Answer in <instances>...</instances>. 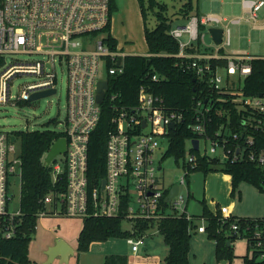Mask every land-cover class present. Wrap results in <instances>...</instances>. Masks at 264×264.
Listing matches in <instances>:
<instances>
[{
    "label": "built area",
    "instance_id": "built-area-1",
    "mask_svg": "<svg viewBox=\"0 0 264 264\" xmlns=\"http://www.w3.org/2000/svg\"><path fill=\"white\" fill-rule=\"evenodd\" d=\"M242 6L248 10L253 28L264 29V22L261 26L256 25L264 0H242ZM110 11V0H0V104L30 100L36 91L55 89L56 93L57 63L63 64L67 71V110L64 127L60 130L65 133L67 148L46 163L51 169L54 188L43 198L45 207L38 216H106L155 221L169 214L185 213L192 219L193 214L187 211L189 193L185 197L180 190V184L187 182L186 174L199 164L198 155L191 151L194 147L192 138L187 141L184 174L176 182L179 191L169 202L165 197L173 183L169 188L161 183L157 171L162 166H157L155 158L165 139L168 149L169 132L184 122L185 111L166 106L163 98L145 84L140 85L135 105L120 103L119 93L109 89L110 77L124 72V57L128 54L118 44L112 48L108 40L109 32L105 28L111 20ZM245 18L242 15L226 19L211 13L193 16L185 27H173L171 34L180 45L176 55L188 60L187 70H192L210 91L233 95L231 100L225 101L249 111L240 132L231 131L228 116V122L211 133V111L220 97L215 98L210 92L212 94L205 100L198 99L193 106V121L188 127L198 135L193 138L199 139L200 154L219 157L221 161L247 159L264 169V141L257 144L253 134L264 130V93L246 95L242 85L252 73V61L264 59V55L226 50L232 40L229 24H239ZM225 20L228 22L224 23ZM200 24L221 26L222 42H214L213 49L189 53L186 48L205 39ZM185 36L187 40L182 39ZM21 53L41 54L42 57H16ZM222 69L224 73H221ZM23 74L33 75L35 79L26 82L15 94L11 90L14 79ZM152 78L158 80L160 77L155 73ZM101 79H106L108 86L100 103L97 94ZM105 100L113 111L106 141V174L99 183L91 185L89 144ZM171 122L175 123L174 128L169 126ZM12 136L14 134L0 129V230L6 238L16 235L23 215L21 205L11 206L14 187L10 178L16 175L21 178V166L17 169L20 160L17 156L9 157L16 139L12 140ZM232 139L235 141L231 142ZM261 188L264 191V181ZM220 209L225 214L221 206ZM261 220L264 221V216ZM232 226L238 231L236 223ZM255 226L251 236L253 246L263 248L264 229H260L259 224ZM197 231L206 232L204 217ZM131 232L127 241L132 251L137 252L149 233L139 235L133 228Z\"/></svg>",
    "mask_w": 264,
    "mask_h": 264
},
{
    "label": "trees",
    "instance_id": "trees-1",
    "mask_svg": "<svg viewBox=\"0 0 264 264\" xmlns=\"http://www.w3.org/2000/svg\"><path fill=\"white\" fill-rule=\"evenodd\" d=\"M141 13L144 20V31L148 45L149 55L127 54L124 57L125 70L123 73L111 76L109 89L119 93V102L124 105H135L138 103V92L141 84L164 100L169 108L182 109L185 111L184 122L177 125L169 132L170 144L165 155L174 154L177 158L184 157L187 141L195 136L188 127L193 121V106L197 100L206 99L211 95L220 99L216 107L212 109V121L209 131L213 133L222 128V124L228 122L232 132H240L244 128L243 121L248 119L249 111L238 108L231 100L232 94L210 91L201 82L192 70H187L186 58L177 56L180 50L179 41L171 34L174 19L167 15V4L158 0H139ZM183 17L189 19L194 9L193 0H186L183 4ZM158 7V9H156ZM111 18L117 10L116 0H110ZM154 17V19H153ZM154 20V23H151ZM204 25L200 24V29ZM105 30L109 32L108 40L112 48H116L118 40L111 33V20ZM187 51H193L191 47ZM159 75L158 80L152 78L153 74ZM243 90L246 95H257L264 93V59L258 58L252 61V73L243 82ZM212 92V93H210ZM225 102V104H224ZM101 117L98 125L91 134L89 144V182L91 185L99 183L106 174V141L108 128L111 124L113 111L105 102L102 104ZM65 133L60 130L44 129L32 131H16L15 138L19 139L20 147L17 154L21 166V196L22 222L18 227L16 235L11 238L3 236L0 230V264H32L29 255L32 234L35 232L38 213L45 205L43 198L53 188V179L50 166L45 162V155L53 142ZM257 144L264 141V130L253 132ZM232 139L231 142H234ZM192 152L198 155L199 164L192 170H200L206 175L210 171H223L232 175V190L235 194L243 181L254 184L260 191L261 182L264 181V169L250 160L232 161L227 159L221 161L219 157L209 158L202 156L198 149L193 147ZM191 170V171H192ZM187 180L189 174H186ZM190 196V193H189ZM202 212L193 218H187L186 214H169L159 220L136 219L130 221L122 217L88 216L83 218V225L78 235L77 250L87 251L95 241H107L112 237L128 238L133 233H149L157 228L163 235L164 242L169 246V252L161 264H189L190 240L197 231V220L203 216L206 220L207 236L216 241V256L218 262L228 258L224 254L227 240L236 232L233 223L238 225V237L247 236L248 245L252 248L251 255H245L243 264H264L263 248L254 247L251 237L256 230V224L264 229L262 217L251 218L242 216L225 217L221 213L220 205L217 209H211L206 198L201 199ZM165 206L166 202L162 200ZM128 225V227L125 225ZM249 228V230H246ZM236 238H232V242ZM104 264H129V257L124 253H110L104 257Z\"/></svg>",
    "mask_w": 264,
    "mask_h": 264
},
{
    "label": "rangeland",
    "instance_id": "rangeland-1",
    "mask_svg": "<svg viewBox=\"0 0 264 264\" xmlns=\"http://www.w3.org/2000/svg\"><path fill=\"white\" fill-rule=\"evenodd\" d=\"M167 4V15L173 19H186L183 17V4L186 0H158ZM238 12L241 11L242 0H233ZM118 9L113 13L111 27L113 34L117 37L118 46L127 53H143L148 51V45L144 31V20L141 13L139 0H117ZM194 9L200 4V12L207 14L217 9L211 4L219 3L220 0H193ZM158 9V7H156ZM178 17V18H177ZM154 19V17H153ZM190 19V18H189ZM177 20L174 25H177ZM259 22H264V7L259 11ZM154 23V20H151ZM232 32V42L229 48H246L252 54L264 55V29L252 27V23L242 21L239 24H229ZM211 36L207 33V39ZM186 40V37L182 38ZM8 59L11 55H7ZM16 57L37 59L41 54H17ZM58 73V91L40 98L19 101L16 104H0V129L8 131L11 135L16 131H32L53 129L61 130L63 122L57 123L65 118L67 110V71L63 64L56 65ZM224 73V70H221ZM35 77L29 74L19 75L14 79L12 92L18 94L21 87ZM14 149L9 152V157L17 156L20 143L16 138L13 142ZM165 139L155 153L157 166L162 169L157 171L161 183L169 188L174 182L180 181L184 174V157H176L174 154L165 155L167 150ZM63 156V155H62ZM46 157V155H45ZM61 157V156H60ZM220 172V173H217ZM223 171H210L206 175L200 170H192L185 184H180L181 193L188 198L187 211L195 216L202 212L201 199L206 197L207 202L217 209L220 205L224 211L223 215L258 218L264 216V191H260L254 184L247 181L240 183L235 194L231 193L223 179ZM229 174V173H227ZM231 175V174H230ZM14 195L11 206H20L21 178L11 176ZM207 193V194H206ZM213 194V197L210 194ZM213 199V200H212ZM208 204V205H209ZM210 207V206H209ZM51 208V205L48 206ZM211 208V207H210ZM212 209V208H211ZM214 210V209H213ZM214 210V211H215ZM203 218V216H201ZM201 218V219H202ZM197 220V224L201 223ZM83 225V218L70 216H41L37 220L35 232L32 234L29 255L32 264H47L48 249L57 242L58 238L64 239L74 248V253L69 256L67 262H62L57 256L49 264H104V257L110 253H124L129 257V264H156L157 257H162L167 247L163 241L162 234L155 227L147 236L144 244L140 245L138 253L132 251L131 245L125 237H112L107 241H95L87 251L77 250L78 235ZM128 227L126 224L125 227ZM189 264H243L245 255L252 254V248L248 245L247 236L240 235L233 241L232 246L224 247L223 258L218 262L214 239L207 236L206 232L196 231L190 240Z\"/></svg>",
    "mask_w": 264,
    "mask_h": 264
},
{
    "label": "water",
    "instance_id": "water-1",
    "mask_svg": "<svg viewBox=\"0 0 264 264\" xmlns=\"http://www.w3.org/2000/svg\"><path fill=\"white\" fill-rule=\"evenodd\" d=\"M186 24L181 25V27H185ZM210 32L212 34L213 40L215 43L220 44L222 42V33L223 28L220 26H211ZM121 61V58H119V61ZM108 86V82L106 79L99 80L98 83V94L97 99L101 103L105 96V89ZM55 89L50 90H42V91H36L31 94L30 100L40 98L42 96L49 95L51 93H54ZM262 94V93H261ZM63 122V120L57 121V123ZM171 128H174L175 123L171 122L169 125ZM15 136H12V140H14ZM192 143L196 149L199 147V139L198 138H192ZM67 148V139L65 136H61L58 139H56L53 144L51 145L49 151L46 154L45 161L47 164H49L57 155L64 153ZM20 168V162L17 163V169ZM105 185V180L103 181V186ZM179 191V184L174 182L172 186L169 188L168 193L165 197V201L169 202ZM238 232H234L231 237L227 240V245L232 246V238H237ZM74 253V248L70 246L64 239L58 238L57 242L53 245H51L48 249V261L47 264L53 262L54 258L57 256L61 257L62 262H67L69 260V256ZM226 261L222 260V264H225Z\"/></svg>",
    "mask_w": 264,
    "mask_h": 264
},
{
    "label": "crops",
    "instance_id": "crops-1",
    "mask_svg": "<svg viewBox=\"0 0 264 264\" xmlns=\"http://www.w3.org/2000/svg\"><path fill=\"white\" fill-rule=\"evenodd\" d=\"M116 4H117V9H118V2H117V0H116ZM211 5L214 6V8H216L217 10L215 12H209V13L214 14V15L222 16V17H224L226 19H229V18L235 17V16H242V15H244V17H246V18L243 19L242 21L251 22L252 23V27H254V23L249 19V12H248V10L245 9L243 6H241V11L238 12V9L236 8V5H235V3H234L233 0H220L219 3L216 2V3H213ZM116 11L117 10H115L114 12H116ZM203 15L204 14L202 12H200V4H198L197 5V10L196 11H191V17H190V19L193 16H203ZM190 19H179L178 18V19H175L174 21H176V20L178 21L176 26H181L183 24H186ZM226 22H228V21L225 20L224 23H226ZM262 24L263 23L262 22H259V20H258V22H257L256 25L257 26H261ZM211 26H213V25H204V28L201 29V32L202 31L205 32V39H204V41L200 40L199 42H194L191 46H189V47H191L194 50L193 51H189V53H194L195 54V53H198V52L203 51L204 49H213L214 40H213L212 34L210 32V27ZM217 26H219V25H217ZM173 27H175L174 23H173ZM257 29H260V28H257ZM111 33L113 34L112 27H111ZM207 33H209L210 36H211L210 40L207 39ZM113 36H115V35L113 34ZM185 37H186V40H187L188 37L187 36H185ZM231 42H232V40H231ZM230 45H231V43H230ZM230 45L226 47V50L227 51L246 50V48H242V47H236V48L231 49V48H229ZM146 52H148V51H146ZM144 53L145 52H143L141 54H144ZM129 54H139V53H129ZM255 55H258V54H255ZM217 173H220V172H217ZM222 175H223V179L226 182V185L228 186L229 190L232 189V175L227 174V173H222ZM210 196L213 197V194L211 193ZM209 206L212 209L215 210V208L212 207L210 204H209ZM231 214L234 215V216H238V215H235L233 213H231ZM242 217H245V216H242ZM162 237H163V235H162ZM163 241H164V237H163ZM214 243H215V246H216V241L215 240H214ZM165 246L167 247V249H166V251H165V253L163 254L162 257H157L158 259L156 260V264H161L164 261L166 255L168 254V252H169V246L166 243H165ZM138 251L137 252H134V253H138ZM189 258H190V253H189Z\"/></svg>",
    "mask_w": 264,
    "mask_h": 264
}]
</instances>
